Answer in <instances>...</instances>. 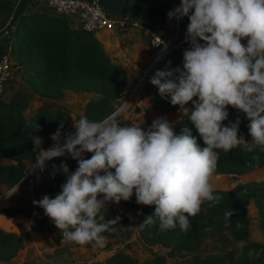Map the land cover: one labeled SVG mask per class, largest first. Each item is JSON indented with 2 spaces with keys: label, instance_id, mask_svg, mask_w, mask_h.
<instances>
[{
  "label": "clouds",
  "instance_id": "1",
  "mask_svg": "<svg viewBox=\"0 0 264 264\" xmlns=\"http://www.w3.org/2000/svg\"><path fill=\"white\" fill-rule=\"evenodd\" d=\"M184 17L190 21V47L184 50L183 66L157 71L150 82L173 106L179 105L203 146L187 127L177 135L166 117L145 130L136 124L121 126L117 113L100 121L73 117L75 132L67 133L63 143L61 123L51 135L54 145L47 149L40 136L30 135L36 158L32 169L43 170L46 161L66 154L78 162L75 171L61 165L66 180L54 198L46 194L33 202L61 230L63 241L103 248V233L121 226L120 216L106 219L105 206L134 194L137 204L156 206L141 228L187 231L189 217L202 204L222 199L211 183L219 150L254 152L258 147L264 152V0H181L168 18ZM228 106L250 121V142L239 134V118L224 124ZM233 215V209H226L225 222Z\"/></svg>",
  "mask_w": 264,
  "mask_h": 264
},
{
  "label": "trees",
  "instance_id": "2",
  "mask_svg": "<svg viewBox=\"0 0 264 264\" xmlns=\"http://www.w3.org/2000/svg\"><path fill=\"white\" fill-rule=\"evenodd\" d=\"M7 34L11 40L9 53L18 71L24 74L25 80L32 90L47 99H60L66 90L76 93H94L97 96L89 99L83 107V117L100 121L115 110V104L123 94L126 74L123 67L112 63L104 53L101 44L94 35L82 30L72 29L68 22L59 16L45 13L24 14L16 11L11 0H0V35ZM17 42V43H16ZM184 51L173 50L160 58L147 74L146 91L148 100L155 111L167 113L178 109L173 106L170 97H163L156 85L150 81L157 71H171L183 66ZM27 106L25 94L17 90L8 101L0 98V157L14 162L35 158L34 144L30 135L40 136L45 148L51 135L60 127L69 124V113L61 108L51 109L39 106L30 118L23 116ZM229 118L224 121L235 122L244 113L228 106ZM192 130L198 142L203 146L195 126L188 116L181 119L175 127V133L181 134L184 128ZM240 127V126H239ZM62 129V130H63ZM240 134V133H239ZM257 156L258 159L253 157ZM66 164L70 171H75L78 163L73 160L53 159L39 170L40 187L35 189V201L49 195L54 198L66 180L61 165ZM264 166V152L255 148L254 152H246L240 148L230 152L219 150V160L214 173L244 174ZM114 172V169L112 170ZM24 170L16 164H0V186L12 187L23 176ZM103 174V173H102ZM1 193V190H0ZM215 194L222 197L218 204L205 202L200 212L189 217L190 227L187 231L176 229L160 231L158 226L141 228L140 224L155 211V205L143 206L138 213V236L146 246H159L174 251H185L197 254L204 234L212 235L226 232L233 240L242 241L249 234V219L246 206L252 201L260 216L259 227L264 234V180H251L237 183L232 189H215ZM126 210L136 207V197L121 200ZM233 209L231 221L226 223L224 211ZM7 217L32 215L25 206H11L1 210ZM36 219L30 229L41 233L55 230L60 241L63 235L60 229L53 228L51 219L44 210L36 205ZM103 214L106 219L117 216L116 212L105 206ZM121 226L115 232H105V237H116ZM87 248L91 244L80 245ZM23 247L22 237L16 233L0 228V261L9 262ZM240 257L233 263L221 255H207L192 260L188 264H264V245L250 242L242 247ZM252 252L253 256H250ZM256 254V255H255ZM165 258L156 254L150 259L139 260L123 251L109 256L102 264H164Z\"/></svg>",
  "mask_w": 264,
  "mask_h": 264
},
{
  "label": "crops",
  "instance_id": "3",
  "mask_svg": "<svg viewBox=\"0 0 264 264\" xmlns=\"http://www.w3.org/2000/svg\"><path fill=\"white\" fill-rule=\"evenodd\" d=\"M14 5L16 11H21L24 14H34V13H45L49 15H54L52 10L48 7L46 0H11ZM87 2H97L101 4L104 9L107 11L108 15L117 20L119 23L124 24L123 27L117 26L114 30H103L97 32L94 37L99 41L102 46V49L108 59L117 65H120L124 68L126 74V82H125V89H124V98L130 93L129 91L132 89V86L139 81L142 75L145 72H149L154 64L158 61L160 55L165 51L164 46L160 47H152L150 42V37L144 34V30H150L155 32L159 35L161 40L164 42L165 45L175 46L173 50L184 51L185 49L189 48L190 45L186 42V32H187V25L190 23L187 17H184L182 20H175L168 18V12L173 10L175 7L181 4V0H83ZM64 18L69 26L75 30H81V22L76 16H59ZM4 35V34H3ZM0 35L2 39H0V56L9 53L10 44L12 43L7 36L3 37ZM246 45V43H244ZM171 50V51H173ZM10 54V53H9ZM148 74V73H147ZM146 82H147V75L140 80L139 87L142 85V89L138 91L139 96L144 98L148 101L147 91H146ZM137 85V84H136ZM20 90L22 91L27 99V106L23 110V116L26 118H30L34 115L36 109L39 106L46 105L51 102L50 99L44 98L36 94L32 88L28 85L26 80L20 78L17 72H14L12 77L8 79L5 84L4 92L1 98L5 101H8L12 94ZM68 90L65 91L64 97L67 96ZM65 98H60L57 100H52L54 102L57 101H64ZM86 103V102H85ZM84 103V104H85ZM65 109V107H64ZM66 110V109H65ZM172 112L179 116V118L173 122V125L178 124V122L183 119L187 115H183L180 110L176 109ZM171 114V113H170ZM180 114V115H179ZM240 135H243L246 140L249 142L252 140V137L249 133V129L247 127L248 123L250 122L245 114L240 118ZM174 127V128H175ZM175 130V129H174ZM30 161H19L17 165L21 167L23 170L25 167L29 165ZM26 164V166L24 165ZM218 175L227 176L226 179H221L222 182H226L231 185V183L235 182H245L251 180H264V166H261L254 171L247 172L244 174H218L214 173L213 176ZM24 181L20 182L22 184ZM237 182V183H238ZM19 183V182H18ZM17 183V184H18ZM16 184V185H17ZM236 184V183H235ZM234 184V185H235ZM17 188L13 191L15 192ZM13 192V194H14ZM12 205L11 206H25L29 208L32 215L30 217H25L23 215H18L17 217H22L24 220H27V232L25 237L26 244H36L38 241L37 238L40 236V240L48 243L47 235H50L54 240L50 243V246L46 244L45 251L46 257L44 260H41V264H74L80 262L81 259H77L74 262L75 256L84 255L86 253V249L82 250L81 254H76V250H80L82 246H78L75 242H68V241H60L58 239L55 230L52 232L41 233L38 231H34L30 229V224L33 220L36 219L35 213V204L32 202L31 204L25 200H20L15 197L11 199ZM111 208L110 206H106ZM112 209V208H111ZM134 208L132 211H134ZM139 211L137 212L138 216ZM13 217V218H17ZM121 223V222H120ZM14 223L12 226H15ZM122 231L124 232L123 224L121 223ZM138 234V233H137ZM123 233L114 237L113 242H119V237L123 239ZM107 238L110 237H106ZM134 244L135 246L139 247L138 245L145 246L142 241L140 240L139 236ZM51 239V238H50ZM112 239V238H110ZM108 242V241H106ZM129 243H126V246ZM36 246V245H35ZM147 247V246H146ZM125 249L126 252L130 255H135L136 253H131L132 246L128 245ZM124 249V250H125ZM88 254L91 256L96 253L95 247L88 248ZM120 250V249H119ZM130 250V251H129ZM153 252V249L150 252ZM151 252V253H152ZM135 253V254H134ZM158 253H152L155 256ZM132 255V256H133ZM144 259H148L144 258ZM142 259V260H144ZM73 261V262H72ZM40 262V261H39Z\"/></svg>",
  "mask_w": 264,
  "mask_h": 264
},
{
  "label": "rangeland",
  "instance_id": "4",
  "mask_svg": "<svg viewBox=\"0 0 264 264\" xmlns=\"http://www.w3.org/2000/svg\"><path fill=\"white\" fill-rule=\"evenodd\" d=\"M17 73L20 76V78L25 80L24 74L22 75L21 71H18ZM137 82L138 81H136V83L132 86V89L129 91L130 93H128V95L125 98H124L125 96L124 95L125 84H124L122 97L115 104V110L110 114L112 115L113 113H117L119 117L122 118L121 126H125V125L130 126L131 124H136L144 127L145 130H147V128L157 118L166 117L171 123H173L179 118V116L175 114L178 112L171 111L167 113H162L155 111L152 108L149 100L146 101L143 97L141 98L139 96L138 91L142 89V85L139 89L138 86L136 90L133 92ZM96 96L97 95L94 93H90V94L76 93L71 90H68L67 96L63 97L65 98L64 101L54 102L52 101V99H50L51 102L44 105L48 106L51 109H56V108L64 109L65 107L66 111L69 113V124H71L74 121L73 117H75L76 119H78L79 117H83V107L85 105L84 103ZM110 115H108L107 117H109ZM91 155L92 153H86L85 158H91ZM21 161H30L29 165L24 169V171H27L33 159L21 160ZM73 161L77 162L76 160ZM7 163H13L17 165L18 162H14L13 160H10L8 158L0 157V164H7ZM24 166H26V164ZM39 170L40 169L34 172L33 175H30L28 178H26L22 184H20V182H22L20 179L18 181L19 183L18 182H17L18 184L16 183L17 185L15 184L10 188L6 187L5 185L0 186V190H1L0 228L4 231L13 232L20 235L23 240V247L20 250H18L16 255L9 262L0 261V264H41L42 263L41 260H44V258L46 257V252H44L46 249L45 248L46 244L50 246V243H52L54 240L52 237H50V235H47L46 239L48 243L45 242L44 244H42L44 241L40 240L41 238L39 236V238H37L38 241L36 242V244L33 245L26 244L25 235L27 232L28 221L24 220V218H22L21 216L17 217L18 215L7 217L4 213L1 212V210L4 209L3 206L9 204L7 200H11L13 197L20 200H25L30 204L35 201V196H34L35 189H37L41 185ZM226 177L227 176L225 175L212 176L211 183L213 184L214 189L230 190L237 184L238 181L235 182L236 184L231 183V185L226 182L221 183V179L225 180ZM15 188H17V190H15L14 192L13 190ZM108 206H110L112 210L116 212L117 216L121 217L120 222L123 224L124 232L122 231V227H121L120 233L124 234L123 239L119 237V242L117 243V242H113L114 237H112V239L107 238L106 241L108 242L105 241V246L103 248L95 247L96 253H94L93 256L88 254V251L90 250H88L87 247L82 246L80 250L78 249L76 250V254H81L82 250L85 249H86V253L81 256L78 255V257L75 256L74 262L79 258L81 259L80 262H86L87 264H102L107 260L109 256H111L116 252L123 251L125 253H128L126 252L127 249L125 248L128 245H131L133 249L131 253L133 252L136 253V254L134 253L135 255L133 254L132 255L139 260H142L147 257L148 259H150L153 257L152 253H158L164 256L165 258L164 264H188L194 259L214 254V255L224 256L228 262L233 263L240 257L242 253L241 251L243 245L255 241L262 243L264 245V234L262 233L259 227L260 216L259 213L257 212V207L252 201L246 206L247 216L249 219V234L244 240L235 241L226 232H222L220 234H215V235L206 232L202 239V243L199 246L198 249L199 252L197 254L191 252H185V251L169 250L159 246L146 247L145 244H144L145 246L143 247L142 245H140L141 243L138 245L139 247L133 245L134 240L137 241L136 240L137 238L135 237H138L137 212L145 205L136 204L135 207L136 209L134 211L126 210L122 203L119 204L110 203ZM13 217H17V218H13ZM14 223H16L15 226H12ZM51 225L54 229L57 228L53 223V221H51ZM126 243L129 244H127L126 246ZM151 249H153V252L151 251L152 253L150 252ZM250 253H251L250 256L252 257L253 254L252 252Z\"/></svg>",
  "mask_w": 264,
  "mask_h": 264
},
{
  "label": "built area",
  "instance_id": "5",
  "mask_svg": "<svg viewBox=\"0 0 264 264\" xmlns=\"http://www.w3.org/2000/svg\"><path fill=\"white\" fill-rule=\"evenodd\" d=\"M48 7L52 10V12L58 16H76L81 22V30L90 35H95L97 32L103 30H114L117 26L123 27L124 24L119 23L117 20L111 18L104 7L97 2H87L83 0H46ZM144 34L150 37L149 44L152 47H160L164 46L165 51H171L175 48V46L165 45L161 40L158 34L152 32L150 30H144ZM161 41L160 44H155L157 41ZM242 43H247V38L242 39ZM14 72H18L17 66L14 64V61L9 53H6L0 56V98L4 92L5 84L9 78L12 77ZM148 71L145 72L142 77L137 82V85L133 92L138 87L140 80L147 75ZM131 92V93H133ZM131 96V95H130ZM108 118V117H107ZM106 119V118H105ZM104 120V119H103ZM74 121L61 130V143L64 142V136L69 132H75V128L73 127ZM55 141L52 139L48 142L45 149L52 147ZM66 160H75L71 157L70 154H66L65 156L58 157ZM57 159V158H54ZM53 160V159H52ZM51 161V160H50ZM36 162V158L33 159L27 171H24V174L21 178V181H24L30 175H33L40 168H33ZM49 161H46V163Z\"/></svg>",
  "mask_w": 264,
  "mask_h": 264
},
{
  "label": "water",
  "instance_id": "6",
  "mask_svg": "<svg viewBox=\"0 0 264 264\" xmlns=\"http://www.w3.org/2000/svg\"><path fill=\"white\" fill-rule=\"evenodd\" d=\"M6 35H7V34L5 33V34L3 35V37H5ZM0 39H2V37H0ZM168 52H170V51H168V50L164 51V52L162 53V55H160L159 59L162 58V57H163L165 54H167ZM159 59H158V60H159ZM7 202H8L9 204L4 205V206H3L4 209L10 207L11 204H12L11 200H7ZM74 264H87V263H86V262H77V263H74Z\"/></svg>",
  "mask_w": 264,
  "mask_h": 264
}]
</instances>
